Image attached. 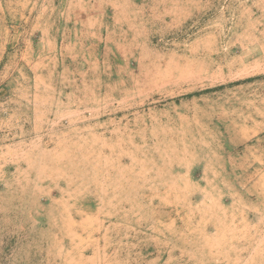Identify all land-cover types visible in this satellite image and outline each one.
<instances>
[{"label":"rangeland","instance_id":"374dc122","mask_svg":"<svg viewBox=\"0 0 264 264\" xmlns=\"http://www.w3.org/2000/svg\"><path fill=\"white\" fill-rule=\"evenodd\" d=\"M0 264H264V0H0Z\"/></svg>","mask_w":264,"mask_h":264}]
</instances>
